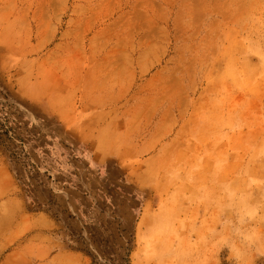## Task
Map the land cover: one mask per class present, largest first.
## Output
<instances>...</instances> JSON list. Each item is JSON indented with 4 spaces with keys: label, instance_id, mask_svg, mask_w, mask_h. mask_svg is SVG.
Instances as JSON below:
<instances>
[{
    "label": "rangeland",
    "instance_id": "rangeland-1",
    "mask_svg": "<svg viewBox=\"0 0 264 264\" xmlns=\"http://www.w3.org/2000/svg\"><path fill=\"white\" fill-rule=\"evenodd\" d=\"M224 185L264 203V0H0V264H232Z\"/></svg>",
    "mask_w": 264,
    "mask_h": 264
},
{
    "label": "clouds",
    "instance_id": "clouds-1",
    "mask_svg": "<svg viewBox=\"0 0 264 264\" xmlns=\"http://www.w3.org/2000/svg\"><path fill=\"white\" fill-rule=\"evenodd\" d=\"M170 183L179 179L178 172H169ZM264 203L253 202L247 192H237L230 185L223 186L219 204L218 228L214 245L226 251L232 264H252V257L264 256Z\"/></svg>",
    "mask_w": 264,
    "mask_h": 264
}]
</instances>
